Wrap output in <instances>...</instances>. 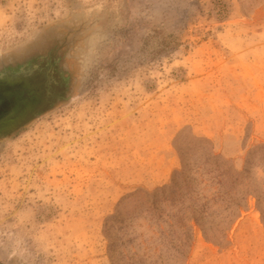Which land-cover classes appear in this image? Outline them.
<instances>
[{
  "label": "rangeland",
  "instance_id": "obj_1",
  "mask_svg": "<svg viewBox=\"0 0 264 264\" xmlns=\"http://www.w3.org/2000/svg\"><path fill=\"white\" fill-rule=\"evenodd\" d=\"M57 39L65 94L0 139V264H264V0H0V69Z\"/></svg>",
  "mask_w": 264,
  "mask_h": 264
},
{
  "label": "flooded vegetation",
  "instance_id": "obj_2",
  "mask_svg": "<svg viewBox=\"0 0 264 264\" xmlns=\"http://www.w3.org/2000/svg\"><path fill=\"white\" fill-rule=\"evenodd\" d=\"M64 46V41L60 39L41 44L29 58L15 62L14 70L6 73L9 77L39 86L41 90L47 89L46 102L41 110L65 94L68 71L65 67Z\"/></svg>",
  "mask_w": 264,
  "mask_h": 264
},
{
  "label": "water",
  "instance_id": "obj_3",
  "mask_svg": "<svg viewBox=\"0 0 264 264\" xmlns=\"http://www.w3.org/2000/svg\"><path fill=\"white\" fill-rule=\"evenodd\" d=\"M9 72L6 68L0 69V139L37 117L48 94L47 89L9 77L6 74Z\"/></svg>",
  "mask_w": 264,
  "mask_h": 264
},
{
  "label": "clouds",
  "instance_id": "obj_4",
  "mask_svg": "<svg viewBox=\"0 0 264 264\" xmlns=\"http://www.w3.org/2000/svg\"><path fill=\"white\" fill-rule=\"evenodd\" d=\"M98 47L99 43L96 36H90L88 39V44L82 52L78 62L82 71L88 73L89 75L98 66L102 59V57L99 55Z\"/></svg>",
  "mask_w": 264,
  "mask_h": 264
}]
</instances>
